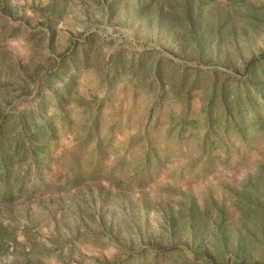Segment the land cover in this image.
Here are the masks:
<instances>
[{
    "label": "rangeland",
    "instance_id": "374dc122",
    "mask_svg": "<svg viewBox=\"0 0 264 264\" xmlns=\"http://www.w3.org/2000/svg\"><path fill=\"white\" fill-rule=\"evenodd\" d=\"M52 1L9 0L15 18L0 17V110L37 106L58 57L73 54L59 135L74 142L56 147L34 195L0 203L20 241L0 246V264H204L186 256L190 227L219 262L232 264L238 244L246 264L264 260V105L256 122L220 118L208 142L202 113L212 71L222 79L264 54V0H61L51 36ZM177 66L192 71L183 87Z\"/></svg>",
    "mask_w": 264,
    "mask_h": 264
},
{
    "label": "trees",
    "instance_id": "16d2710c",
    "mask_svg": "<svg viewBox=\"0 0 264 264\" xmlns=\"http://www.w3.org/2000/svg\"><path fill=\"white\" fill-rule=\"evenodd\" d=\"M58 2L61 0H53L47 6L50 11L46 16V24L51 36L54 35L53 19L55 18L52 14H56L54 3L57 4ZM0 17H6L10 20L15 18L14 9L9 0H0ZM189 19L194 26L197 19L195 17H189ZM193 29L191 34L194 42L199 41L202 44L203 33L199 31L198 27ZM72 56L73 54L69 53L58 57L56 60L57 67L46 79V87H43V84L39 86L37 106L18 108L17 112L12 111L13 115L10 116H13V119L10 126L7 125L10 116L0 110V203H9L15 198L34 195L44 184V172L46 171L49 176L55 172V160L52 156L56 147H60L61 143L65 141L68 144L74 142L70 135H67L63 140L62 136L59 135L64 126H71V119L66 111L65 103L72 87L73 76L67 68V65L72 61ZM61 65H63L62 68ZM257 66L260 68L259 73L256 71ZM192 69L194 73L191 82H189L188 91L193 90L198 79L197 69ZM178 70L181 76L180 86L183 87L192 71L190 67L186 66L181 67V69L177 66L176 71ZM220 73L222 79L214 71L210 74L208 100L202 110L206 127L204 142H208L210 137L215 135L214 126L220 118H222L225 128L235 123L236 117L242 120L244 115H253L254 122H256L258 116L255 112L261 105H264V54L249 58L243 63L242 69L238 72L235 71L233 75L225 71ZM159 75V66L155 65L150 80L157 83L158 87L160 85ZM232 86L233 89H231ZM159 88L156 104L160 103L159 97L163 96L164 89ZM43 90L51 98L52 103L49 106L40 97ZM186 98H189V92H186ZM71 100H74L75 103L77 101L76 99ZM69 103L70 101H68ZM152 109L154 110V108ZM90 135L94 136L93 128H90V133L85 137L82 136L79 141H87ZM75 141L78 144L76 139ZM74 156L76 155L74 154ZM188 229L191 243H194L193 248L188 249L186 253L189 260H201L204 264H228L227 261H222L223 263L217 261L208 251L201 248L200 240L198 241L200 234L198 230H195V227ZM16 235L12 231L9 233L7 226L0 225V246L9 248L13 242L20 243ZM218 237L222 242L225 240L221 235ZM220 244L223 246L222 243ZM152 250L154 259L158 261L164 260L177 251L172 245L168 247L158 246ZM243 252L239 244L235 246L233 253H230V256L232 254V258H234L232 264H246L247 257ZM117 263L115 262V264ZM257 264H264V260L257 262Z\"/></svg>",
    "mask_w": 264,
    "mask_h": 264
}]
</instances>
